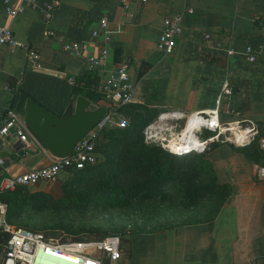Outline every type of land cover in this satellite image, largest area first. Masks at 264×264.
Returning <instances> with one entry per match:
<instances>
[{"label":"crops","instance_id":"1","mask_svg":"<svg viewBox=\"0 0 264 264\" xmlns=\"http://www.w3.org/2000/svg\"><path fill=\"white\" fill-rule=\"evenodd\" d=\"M9 3L15 8L19 0ZM174 15L181 16L180 34L172 53L163 56L156 49L157 37L163 18ZM102 18L106 27L92 35ZM0 26L20 45L11 52L0 47L3 109L20 114L14 95L22 91L55 115L76 96L110 115L107 109H116L107 100L95 103L82 94L73 96L72 90L99 93L124 63L134 85L133 105L157 114L202 113L212 109L225 83L231 94L221 99L219 119L233 120L226 114L237 111L240 119L264 132V0L128 1L126 9L120 0H35L12 18L0 0ZM65 45H75L78 52ZM245 46L252 47L254 62L246 61ZM101 50L104 65L85 71L86 58ZM29 52L36 55L38 67L27 65ZM68 78L74 85L67 84ZM251 144L215 145L203 154L215 182L227 186L221 207L210 218L137 233L120 245L114 264H264V180L253 177L256 163L242 150L252 153ZM0 159V177L45 167L52 160L35 142L24 146L12 135L0 137ZM68 176L70 169L60 171L54 182ZM45 187L31 188L46 192ZM7 237L0 232V264Z\"/></svg>","mask_w":264,"mask_h":264},{"label":"built area","instance_id":"2","mask_svg":"<svg viewBox=\"0 0 264 264\" xmlns=\"http://www.w3.org/2000/svg\"><path fill=\"white\" fill-rule=\"evenodd\" d=\"M134 1L145 3L147 0H120V5L126 9L127 2ZM35 0H19L15 8L10 7L9 0H2L4 13L14 17L23 12L26 5H34ZM47 7L45 18H49ZM190 13V9H186ZM181 16L174 15L163 18L162 28L157 37L156 49L163 55H170L175 46V39L180 34ZM106 18L99 20L97 29L92 32H103L106 27ZM20 45L14 40L7 27L0 26V47L7 48L10 52ZM65 50L77 53L75 45L64 46ZM84 51V50H83ZM231 55L232 51H226ZM105 51L101 50L96 55L86 58L85 71H92L104 65ZM243 55L247 62L255 61L251 46H245ZM27 65L38 67L36 55L27 54ZM67 84L72 86L73 78L67 79ZM100 92L116 109L110 115L104 116L90 131L78 140L69 157L65 159H52L45 167H39L16 176L0 177V194L12 191L15 188H27L37 182L54 181L60 171L73 169L82 170L85 166L93 165L96 160L94 147L103 131L111 129H125L127 123L122 116L117 114L118 107L133 103L134 85L132 84L126 64H119L101 86ZM231 92L224 83L220 88L211 110L202 113L183 115L176 111L158 113L154 120L145 124L141 130L144 141L154 142L166 153L173 156H184L191 153L201 155L211 150L215 145H231L243 147L253 142L259 132V127L253 123L239 118L237 111H231L235 119L221 121L219 119L220 102L223 96ZM117 120V121H115ZM12 135L18 143L26 146L33 141L22 126L14 110L0 107V137ZM259 148L264 150V138L258 140ZM3 164L0 159V166ZM253 177L264 180V164L253 166ZM5 206L0 203V232L8 235L3 247L2 264H114L120 257V240L117 236H106L98 240L65 241L59 242L41 233L17 227L10 229L4 220Z\"/></svg>","mask_w":264,"mask_h":264},{"label":"rangeland","instance_id":"3","mask_svg":"<svg viewBox=\"0 0 264 264\" xmlns=\"http://www.w3.org/2000/svg\"><path fill=\"white\" fill-rule=\"evenodd\" d=\"M117 114L125 119L127 128L139 120L133 109L118 107ZM140 117V121H144L150 114L143 113ZM258 140H253L254 144H251L252 153L258 152L260 161L257 163H264V150L259 148ZM98 145L93 174L77 176V171L70 169L71 176L65 180L37 182L17 193V200H25L34 192L31 187L41 184L46 186L45 191L50 196L41 201V211L34 210L31 199L23 203L17 216L7 222L10 229L25 228L59 242L98 240L116 235L122 245L137 233L208 218L213 214L217 201L215 194L209 190L200 192L190 205L193 189L208 187L203 176L191 180L195 171L190 169L172 172L171 176L174 175L177 180L163 188V199L140 193L141 186L152 177L147 173V160L160 149L154 142L144 141L141 133L102 138ZM183 163L187 165L188 161L177 159L174 165ZM69 179L72 180L67 182ZM62 185L64 187L60 189ZM113 186L121 188H116V192L110 190L116 193L114 201L119 202L107 207L104 205V194L107 187ZM121 190L124 194L117 198Z\"/></svg>","mask_w":264,"mask_h":264},{"label":"trees","instance_id":"4","mask_svg":"<svg viewBox=\"0 0 264 264\" xmlns=\"http://www.w3.org/2000/svg\"><path fill=\"white\" fill-rule=\"evenodd\" d=\"M76 94H82L84 97L92 100L93 102L97 103L100 100L104 99V96L101 92L99 93H90L89 91H82V90H76L73 89L72 90V95H76ZM14 100H15V104H14V108L17 111H21L22 109V105H23V101L26 98H30L32 100H34L31 96H29L28 94L22 92V91H17L15 92L14 95ZM35 101V100H34ZM36 102V101H35ZM133 109V111L136 112L137 115H135L136 120L135 123L131 124L128 128L126 127L125 129H108L105 130L101 133L100 138L97 140L95 147H94V154L96 152V149L99 147L98 143L102 138H107V137H113L115 135H127V134H140V130L141 128L147 124L149 122V119L155 117L157 115V112H153L152 110L149 111L143 107H138L136 105L130 104L127 106L122 107V109ZM108 113H112L113 111L111 109H107ZM120 110V109H119ZM145 113L147 115L150 114V117H148V119L144 120V121H140L141 119V115ZM123 130V131H122ZM260 138H264V132L262 133L261 130H259L257 136L255 137L254 140L260 139ZM243 154L245 156H249V158H251L252 160H254V162L256 164H258L257 162L260 159V154L258 152H253V153H248L247 150L242 149ZM264 153V151H262ZM96 156V155H95ZM179 159L181 162H187V165H185L186 163H183L182 165H174L175 160ZM96 161V160H95ZM95 164V163H94ZM93 165H89V166H85L82 170L77 171L78 175L77 176H85V175H90L93 174L95 172V169ZM262 164V163H259ZM264 164V163H263ZM147 173L149 175H151V179L148 182H145L141 188H140V193L144 194V196H158L160 197V199H163V188L169 184L170 182H175V180H177L176 177L171 176L172 172L177 171V172H181L183 170H187L190 169L192 171H195V175L191 177V180H196L197 177H204L205 182L207 184V188L204 187H195L191 193L190 196V205H193V201L196 199V197L198 196V194L200 192H203L206 190L211 191L213 194H215V199L217 201V205L216 208L214 209L213 214L216 212V210L218 208L221 207L222 202L224 200V198L227 195V186L226 185H219L215 182V178H214V173L212 171V168L210 166V164L202 157V155H197L194 153L188 154V155H184V156H173L170 155L168 153H166L165 151L159 149L158 153H156L154 156H152L149 160H147ZM73 170V169H72ZM198 178V179H199ZM72 179L67 180V182H70ZM189 180V181H191ZM196 182V181H195ZM64 186H60V189L63 188ZM57 188V187H56ZM118 188L121 189L119 186H113V187H107L106 188V193L104 194V200L105 203L104 205H106L107 207H112L114 204H118L119 201H117V203L114 201L115 199L113 198L114 194L116 193H111V189L114 190V192H116ZM24 188H15L12 191L9 192H5L0 194V202L2 204L5 205V214H4V220L5 222H9L11 218L17 216L18 211L21 209V206L23 203H26L27 201H30L33 204V208L34 210L37 211H41L42 210V204L41 201L44 198H47V196H50L47 192L44 191H35L33 193L30 194L29 198L25 199V200H17V193L23 191ZM220 192V193H218ZM210 193V194H212ZM123 191H119L117 193V198H120L123 195ZM139 194V193H138ZM202 198H204V195L202 196ZM118 206H121V204H119ZM117 207V205H116ZM210 218V217H208ZM108 236H116V235H108ZM7 240V238H6ZM6 240L4 242V244L6 243Z\"/></svg>","mask_w":264,"mask_h":264},{"label":"water","instance_id":"5","mask_svg":"<svg viewBox=\"0 0 264 264\" xmlns=\"http://www.w3.org/2000/svg\"><path fill=\"white\" fill-rule=\"evenodd\" d=\"M106 114L104 107L91 108L89 100L81 96L71 100L60 115L26 98L19 118L28 135L42 151L52 159H65L70 156L75 143Z\"/></svg>","mask_w":264,"mask_h":264}]
</instances>
